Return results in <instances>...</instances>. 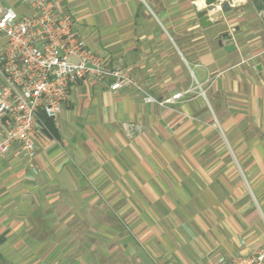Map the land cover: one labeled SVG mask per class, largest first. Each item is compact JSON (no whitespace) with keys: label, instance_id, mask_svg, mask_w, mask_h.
<instances>
[{"label":"crops","instance_id":"1","mask_svg":"<svg viewBox=\"0 0 264 264\" xmlns=\"http://www.w3.org/2000/svg\"><path fill=\"white\" fill-rule=\"evenodd\" d=\"M218 1L203 28L198 0H54L143 92L73 85L35 160H0L1 262L214 264L264 247V3Z\"/></svg>","mask_w":264,"mask_h":264},{"label":"built area","instance_id":"2","mask_svg":"<svg viewBox=\"0 0 264 264\" xmlns=\"http://www.w3.org/2000/svg\"><path fill=\"white\" fill-rule=\"evenodd\" d=\"M27 3L26 14L0 4V160L11 152L35 160L39 136L47 131L43 116L59 122L73 85L111 80L113 92L122 88L143 92L120 62L111 65L89 48L72 15L60 11L54 0ZM187 93L166 100L146 94L144 100L165 107ZM126 130L141 128L130 124ZM214 264H264V247L246 255L222 256Z\"/></svg>","mask_w":264,"mask_h":264},{"label":"water","instance_id":"3","mask_svg":"<svg viewBox=\"0 0 264 264\" xmlns=\"http://www.w3.org/2000/svg\"><path fill=\"white\" fill-rule=\"evenodd\" d=\"M264 2V0H262ZM207 3V9L202 10L198 13V18L200 20V24L203 28H207L213 25V22L211 20L210 13L214 12L215 6L219 3L218 0H206ZM222 9L224 11H229L231 9V1H228L222 5ZM227 35H225L226 37ZM222 44V43H221ZM225 50L227 52L235 50L234 45H230L225 47Z\"/></svg>","mask_w":264,"mask_h":264},{"label":"clouds","instance_id":"4","mask_svg":"<svg viewBox=\"0 0 264 264\" xmlns=\"http://www.w3.org/2000/svg\"><path fill=\"white\" fill-rule=\"evenodd\" d=\"M197 7L199 9H203V8L207 7L206 0H198ZM216 10L217 11L222 10V5L218 6Z\"/></svg>","mask_w":264,"mask_h":264},{"label":"trees","instance_id":"5","mask_svg":"<svg viewBox=\"0 0 264 264\" xmlns=\"http://www.w3.org/2000/svg\"><path fill=\"white\" fill-rule=\"evenodd\" d=\"M261 1L262 3H264L262 0H259ZM43 120L45 121V124L48 126L50 123H52V120L48 119L47 117H44L43 116ZM0 261H1V258H0Z\"/></svg>","mask_w":264,"mask_h":264},{"label":"rangeland","instance_id":"6","mask_svg":"<svg viewBox=\"0 0 264 264\" xmlns=\"http://www.w3.org/2000/svg\"><path fill=\"white\" fill-rule=\"evenodd\" d=\"M0 264H6V263L0 261Z\"/></svg>","mask_w":264,"mask_h":264}]
</instances>
